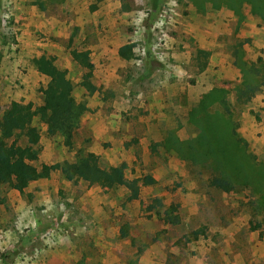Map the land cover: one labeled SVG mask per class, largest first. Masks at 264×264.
Segmentation results:
<instances>
[{"label":"rangeland","instance_id":"374dc122","mask_svg":"<svg viewBox=\"0 0 264 264\" xmlns=\"http://www.w3.org/2000/svg\"><path fill=\"white\" fill-rule=\"evenodd\" d=\"M34 1L0 0V117L14 100L42 104L41 89L48 78L34 69L31 60L42 54L53 56L60 69L69 71L75 85L74 102L83 103L85 112L71 148L64 146L59 136H49L46 126L35 118L41 147L39 163L72 161L83 149L96 153L103 167L126 162L129 178L150 174L163 186L141 185L139 198L128 200L126 188L71 182L56 170L48 178L32 183L23 194L2 189L0 194L7 196V202L0 205V264H61V245L85 235L90 228L95 233L100 231L102 226L98 224L111 199H117L118 207L131 210L129 215L118 213L115 221L129 220L132 233L143 241H150L159 230L164 234L168 231L174 239L182 240L176 247L186 250V256L202 248L217 264L222 254L237 248L244 264H264V250H250L254 244V239H249L251 221L253 224L261 219L264 212L252 215L254 204L249 190L227 193L209 188L203 181L206 173L197 175L198 170L174 150L157 145L169 131L180 140L195 136L196 130L187 122L189 111L205 89L224 87L229 91L226 98L232 104L239 134L249 144V151L264 161V134L258 130L264 124V97L236 104L234 87L239 71L232 56L235 44L241 41L246 59H264V20L252 15L246 6L245 18L239 22L233 10L226 6L213 8L206 0H158L156 8L155 0H53L45 10ZM129 43L135 44L137 58L124 61L116 48ZM199 44L210 51L203 71L195 57ZM71 48L90 49L93 82L104 98H110L106 101L107 111L112 114L109 117L132 127L126 134L129 151L124 159L110 155L108 135L99 139L89 130L93 115L90 109L97 94L88 95L79 85L84 70L73 61ZM164 84L176 85L181 92L178 102L183 107L179 114L174 108L165 111L156 105L146 109L148 101L143 104L137 97V91L162 90ZM125 104H132L136 112L125 110ZM146 121L154 123L151 132L146 131ZM121 127L119 134H123ZM160 190L165 194H159ZM105 194L110 196L104 198ZM154 197L163 198L165 205H178L179 225L165 230L160 220L146 219L144 209ZM245 213L251 214L248 223ZM236 217L245 224L239 233L232 237L222 234L220 228ZM200 229L206 234L185 242V236L192 237V232ZM81 242L90 248L86 241Z\"/></svg>","mask_w":264,"mask_h":264},{"label":"trees","instance_id":"16d2710c","mask_svg":"<svg viewBox=\"0 0 264 264\" xmlns=\"http://www.w3.org/2000/svg\"><path fill=\"white\" fill-rule=\"evenodd\" d=\"M213 8L226 6L244 20L246 6L250 13L264 20V0H206ZM48 2L53 0H35L34 4L45 10ZM62 2V1H61ZM54 3V2H53ZM158 0L153 6L156 8ZM127 9V7H125ZM135 44L122 45L118 49L120 58L136 59ZM70 55L84 71L79 85L88 95L99 91L93 82V63L88 48H71ZM210 51L197 47L195 57L199 60L200 71L205 70ZM233 64L241 74V80L234 87L236 104L251 101L264 88V59L258 57L251 61L246 59L241 41L232 50ZM201 58L203 60H201ZM32 65L41 75L48 78L41 89L42 104L35 106L32 102L11 101L4 108L0 117V193L2 189L15 190L23 194L31 183L48 178L53 171H60L71 182L83 181L88 185L104 188H126L128 200L139 198L141 185H155L156 180L150 174L141 177L127 176L128 164L121 162L103 167L96 153L80 149L72 161L63 160L53 164L39 163L41 152L39 129L34 125L35 118L46 126L47 134L59 136L66 147L73 146L74 133L80 126L85 112L83 103L75 104V85L67 69H60L55 58L42 54L33 57ZM229 91L224 87H213L207 91L188 114V125L196 130V135L180 140L173 131H169L161 143L166 150L174 152L193 169L197 175L206 173V185L222 192L249 190L254 204L253 216L264 212V161H261L249 149L247 141L239 134L238 122L235 121L232 104L226 98ZM222 109V111L220 110ZM156 145H153V149ZM7 196L0 194V205L6 204ZM146 217L154 214L166 224L179 225L178 205H165L163 198L154 197L144 209ZM259 228L252 224L251 230ZM203 229L192 232V237L185 236V242L205 235ZM121 237L128 236L126 227L121 228ZM181 239L175 244L180 245ZM142 251L138 250V254Z\"/></svg>","mask_w":264,"mask_h":264},{"label":"crops","instance_id":"0c3cea01","mask_svg":"<svg viewBox=\"0 0 264 264\" xmlns=\"http://www.w3.org/2000/svg\"><path fill=\"white\" fill-rule=\"evenodd\" d=\"M199 47L203 49L207 48L203 44H199ZM118 48H116L117 55H119ZM244 50L246 51V49ZM175 53V51L172 52L171 56H174ZM238 75L239 83L241 80L240 72ZM173 81L174 84L178 85L176 80ZM176 85L174 88L170 84H164V88H162V90H155L151 92L137 91V97L143 101V104L145 100L148 101L146 109H149L150 105H152L153 107L154 105H156L159 110L164 109L165 111H167L168 109L174 108L175 110H179L177 111V114H179V112L181 111L180 107L183 106L179 104L178 100L181 98L182 94L178 91L179 89L176 88ZM211 88L212 86L205 89V91L203 92H207ZM190 90L191 89H189V91ZM94 95L96 96L93 97V103L90 109V112L93 113V115L91 117L92 120L89 122L88 125L89 130H91V132L94 133L96 138L99 139L103 136V134H105V136L108 135L107 142L108 146L110 147V149L108 150L110 152V155L112 154L115 159H124V156L127 154L126 151H129V148L126 147L125 143L127 140L126 134H128V132L132 130V127H130V124L126 123V121H114L112 118L109 117L112 116V114L107 111L108 103L106 101L110 99L109 97H107V95L106 98H104L103 93L99 91L95 92ZM261 97H264V88L253 98L252 101H255L257 99L260 100ZM152 101H154L153 103L155 104H153ZM113 106L116 105L113 103ZM102 110L103 112H101ZM125 110H133L129 111L130 113L136 112V109H132V104H125ZM150 110H152V108ZM138 113L139 112H137V115ZM161 115L162 114H159V116ZM145 123L147 132H151L152 130H154L153 122L151 123V121H146ZM120 127L121 129L123 128V134L118 133V131H120ZM166 128L168 127H162L163 130H165ZM258 130L263 132L264 134V124H261V126L258 127ZM140 140H142V138H140ZM262 142L259 144V148L263 146ZM97 143L98 142H95L94 146ZM118 156H121L122 158H118ZM153 178L157 180L155 176H153ZM37 181H34L32 183H35ZM155 185L159 186V188H162L163 186L161 182H156ZM160 191L161 192H159V194H165V190ZM100 195H98V198H103V196ZM96 196L97 194H95L93 198L95 199ZM107 196L110 195L105 194L104 198H107ZM116 202L117 199H111L106 204L107 208L104 212L105 217L98 224L102 227H100V231L96 232L99 234H96L94 231H91L90 228V230L87 231L88 233H85V235L75 237L73 238V240H68V242L61 245V264H72L73 261V264H215L213 263L211 254H208L202 248L196 250V254H193L192 256H186V250H184L183 248L180 249L176 247L175 242L178 239H174L173 235L171 234L168 235V231L164 234L165 231L163 232L162 230H159L153 235L154 237H151L150 241L148 242L141 240L140 237L132 233V225L129 220L123 221L121 223H119L120 221L118 220L117 222L115 221V216H117L118 213L129 215L131 211L130 209H127L126 206L118 207L119 204H117ZM245 217L247 218L246 222L248 223V220L251 218V214L245 213ZM153 218L159 220L154 214L151 218L146 217V219ZM241 219L242 218L236 217L235 219H233V222L228 224L225 228H220V232L224 235H229L231 237L234 233L238 234L240 228L245 225H242V223L240 222ZM253 223H258L259 228H257L256 230H250L249 239H254V244L253 246L251 244L250 250L257 252V248L259 247L262 251L264 250V216L261 217V219H259L258 221H254ZM163 224V228L165 230L168 229V227L170 226H174L171 224H166L164 222ZM123 226L127 228L128 236L121 237L120 233L121 228ZM257 234H261L262 237H258ZM81 240H84V242L86 241L90 245V248H87L83 244H81ZM139 249H141L142 251L140 254H138ZM230 255L231 257H233V261H231L232 259L230 258ZM221 256V259L218 258L217 264L245 263L244 260L239 259L240 257L239 253L237 252V248L229 251L228 254H222Z\"/></svg>","mask_w":264,"mask_h":264}]
</instances>
